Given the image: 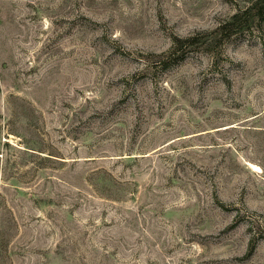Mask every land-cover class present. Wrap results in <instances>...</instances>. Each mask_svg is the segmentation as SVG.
Masks as SVG:
<instances>
[{
    "label": "rangeland",
    "instance_id": "rangeland-1",
    "mask_svg": "<svg viewBox=\"0 0 264 264\" xmlns=\"http://www.w3.org/2000/svg\"><path fill=\"white\" fill-rule=\"evenodd\" d=\"M255 1L0 0V264H264Z\"/></svg>",
    "mask_w": 264,
    "mask_h": 264
},
{
    "label": "trees",
    "instance_id": "trees-1",
    "mask_svg": "<svg viewBox=\"0 0 264 264\" xmlns=\"http://www.w3.org/2000/svg\"><path fill=\"white\" fill-rule=\"evenodd\" d=\"M262 6H247L242 10H239L238 12H235L230 16V18L221 24H219L215 30V41H218L224 37L230 36L232 31H244L246 29L250 28V20L256 19L258 23L264 20V0H256L254 4H259ZM254 9V12H253ZM234 33V32H233ZM196 37L195 36H189V37H177L174 36L173 38V44H172V50L174 52L180 51L181 55L184 54L186 49H189L191 46H193L196 43ZM180 55V56H181ZM253 241L250 243L249 252L251 251L253 247Z\"/></svg>",
    "mask_w": 264,
    "mask_h": 264
}]
</instances>
